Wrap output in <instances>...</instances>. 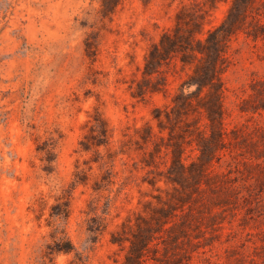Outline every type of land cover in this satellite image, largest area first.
<instances>
[{
    "label": "rangeland",
    "instance_id": "obj_1",
    "mask_svg": "<svg viewBox=\"0 0 264 264\" xmlns=\"http://www.w3.org/2000/svg\"><path fill=\"white\" fill-rule=\"evenodd\" d=\"M227 6L12 0L0 24V264H122L156 213L165 223L143 264H264V108L251 110L264 41L240 32L227 45L225 136L197 184L172 180L181 125L186 163L206 130L196 110L173 113L191 69L169 59L144 73L162 33L202 15L200 36Z\"/></svg>",
    "mask_w": 264,
    "mask_h": 264
},
{
    "label": "trees",
    "instance_id": "obj_2",
    "mask_svg": "<svg viewBox=\"0 0 264 264\" xmlns=\"http://www.w3.org/2000/svg\"><path fill=\"white\" fill-rule=\"evenodd\" d=\"M217 1L219 0H209L211 6ZM223 1H226L228 6L219 24L198 36L202 31L203 16H193L185 30L177 27L172 34L162 33L158 42L151 45L144 57V73L148 75L159 73L162 64L169 59H178L183 67L189 66L191 69L180 83L179 91L172 97L173 113L177 118H181L188 110H196L204 119L206 130L197 133L198 161L186 163L183 161V145L179 138L183 139L190 129V124L185 123L180 127L178 138L173 145L172 165L176 167L177 175L172 180L181 185L186 180L183 177L188 174L194 184L200 183L199 178L204 174L205 166L212 160L213 154L222 148L225 132L222 123L224 109L221 74L227 66L225 53L229 41L240 32L253 40L264 41V0ZM11 7L12 0H0V24ZM191 86H194V89L189 90ZM156 88L152 87V90H158ZM186 88L189 91L186 92ZM252 88L254 97L259 96V99L252 105L251 110L264 108V80H256ZM172 130L170 129L171 132ZM160 211L165 213L164 209ZM165 216L161 218L156 213L153 217L154 224L141 227L137 235L130 239L122 264L144 263L145 252L155 238L154 232L165 223ZM66 242L68 245L60 247V251L71 250V243Z\"/></svg>",
    "mask_w": 264,
    "mask_h": 264
}]
</instances>
